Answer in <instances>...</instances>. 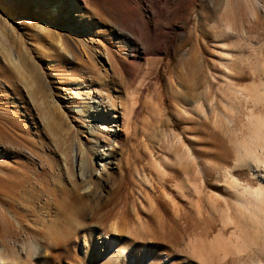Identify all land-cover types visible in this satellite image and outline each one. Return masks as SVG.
Returning <instances> with one entry per match:
<instances>
[{"label":"rangeland","instance_id":"374dc122","mask_svg":"<svg viewBox=\"0 0 264 264\" xmlns=\"http://www.w3.org/2000/svg\"><path fill=\"white\" fill-rule=\"evenodd\" d=\"M215 2L0 0V246L25 264H264V0ZM108 92L119 131L93 138Z\"/></svg>","mask_w":264,"mask_h":264},{"label":"bare ground","instance_id":"6f19581e","mask_svg":"<svg viewBox=\"0 0 264 264\" xmlns=\"http://www.w3.org/2000/svg\"><path fill=\"white\" fill-rule=\"evenodd\" d=\"M157 1H159V0H157ZM218 4H219V0H216L213 7L214 6L216 7ZM52 10H54V9H52ZM92 20H93V18L87 17V21H88L87 24L90 25L92 23ZM68 27L72 32L75 33V29L73 26L72 27L68 26ZM38 28L40 31L45 30V26L42 24H39ZM158 29L161 30L163 28H158ZM165 30L167 31V28ZM163 37L164 36L161 35L160 33H151V32H150V34L148 33V35H147V37L143 43L144 49H147V50L152 49V50L161 51L162 49H164V46H165V40L163 39ZM134 40H135V38H133L132 36H127L126 37V44H129V43L133 44ZM58 42L60 43V41H58ZM137 49H139L137 47V45H134V48L132 49L131 56L135 55V50H137ZM94 53L97 55V53H99V50L97 48H95ZM103 56L107 61L110 62L111 67H112V71L116 74H119V71L115 69L114 64L112 63L113 54L110 52L109 49L104 48ZM89 59L93 62L94 69L89 68V69H87L86 73H84V74L87 76V78L90 81L92 80V78L94 76H96V75L100 76V78L102 79L99 82V85L101 86V88L109 89L110 85L113 84V81L111 80V77L109 79L107 78L109 76V74L107 73V70L105 68H100L92 56ZM182 63H184V61ZM193 68H196V64L194 61H193ZM117 77H118V75H117ZM87 94H89V93H87ZM106 95H107V99L109 102L108 104L111 108H108V105L104 104L103 100H100V98H98V100H92L90 102L91 109H90L89 113L87 114L86 118L88 119L89 122H91V123L88 122L89 123L88 132H89L90 136L93 138H98V135L103 134V133H109L110 135H113V134H111V132H114L115 134H117V132L119 131V129L117 128L118 115L116 114V112H117L116 106L112 100L110 93L108 92V93H106ZM115 126H116V128H115ZM96 149H97V151H93L92 154L97 155V158L99 159L98 160L100 162L99 167L101 168V170H99L97 177L100 178L101 180L98 181L97 183H95V185L97 184V188L102 187V186L105 188V186L107 184H106V181L104 180V178H102V175L105 172L108 165L112 166L115 164L113 162V153H112L113 147H110L109 144H102V145L98 146ZM82 154L83 153H81V156H82ZM77 175L79 178V183L84 184V186H86L84 189V192H89V194L92 193L91 199L93 198V200L96 199V201H98L100 196L95 194V191L93 190V188L95 189L94 185H93V187L91 186L92 184L90 185V183L95 182V180L92 179V171L89 168V164H88L87 160H80V165H79ZM57 215H58V213H57ZM62 224H63L64 228L58 227L60 224L57 226L56 223H54L52 226H50V228L52 230L51 232L54 233V235L53 234L50 235L51 237L49 240H50V242L55 243V245L61 244L62 242L65 243L67 236H68V234H66V232L71 233V231L73 230L72 229L73 228L72 222L64 221V223H62ZM58 233H65V235H67V236H61V237L56 236ZM62 235H64V234H62ZM33 241H31V243H28V245H27L28 251L26 254L29 258L36 257V256L40 255L41 245L39 243H37L38 241L37 242L36 241L33 242ZM28 242H30V241H28ZM24 246H26V244H24ZM22 258L23 257L21 256V253L19 251H16L15 249H12V248L9 249L3 244H2V246H0V264H19V263L25 264L23 262ZM104 263L106 264V262H104Z\"/></svg>","mask_w":264,"mask_h":264}]
</instances>
